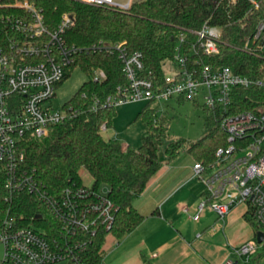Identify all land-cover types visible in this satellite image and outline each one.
<instances>
[{"label": "built area", "instance_id": "2783aa9c", "mask_svg": "<svg viewBox=\"0 0 264 264\" xmlns=\"http://www.w3.org/2000/svg\"><path fill=\"white\" fill-rule=\"evenodd\" d=\"M92 7L126 10L135 0H70ZM236 5L240 0H227ZM254 7L257 5L252 1ZM0 23L7 31L0 44V169L5 176L4 188L9 193H27L41 201L58 225L55 236L40 229L19 227L14 219H5L0 231V264H67L79 263L99 230L108 232L117 207L106 192H92L88 186L71 185L59 193H49L33 175L22 168V142L46 136L51 128L63 125L76 116V111L64 105L55 110L50 100L55 88L81 54L115 55L122 66L125 84L103 104L95 101L91 111L101 106L117 108L132 102H160L171 98L196 102L213 117L218 114L219 128L226 135L227 146L218 148L213 161L203 166L194 163L193 176L205 187L192 220L197 221L205 209L212 210L222 220L233 208L244 206L257 232L254 239L237 248L239 256L264 248V108L258 113L229 114L235 88H264V81L237 75L228 67L202 65L192 56L209 57L218 53L220 30L204 24L194 31L195 44L183 52V38L175 47L173 72L166 73L158 86L142 74L140 53H128L124 43H93L76 47L66 42L72 16L61 14L57 25H46L42 7L34 0H0ZM264 50V19L256 27L251 45ZM164 66V65H163ZM164 69V68H163ZM104 78L95 71L93 81ZM105 133V124L100 126ZM188 213V208H182ZM261 232L263 241H256ZM230 264V263H228Z\"/></svg>", "mask_w": 264, "mask_h": 264}, {"label": "trees", "instance_id": "16d2710c", "mask_svg": "<svg viewBox=\"0 0 264 264\" xmlns=\"http://www.w3.org/2000/svg\"><path fill=\"white\" fill-rule=\"evenodd\" d=\"M34 1L42 7L50 29L57 25L61 14L72 16L73 23L65 35L69 45L83 48L99 42H120L128 53H140L142 74L158 86L164 77L163 65L173 60L179 38H183V52L188 53L196 41L193 32L204 24L220 30L218 53L209 57L198 54L191 61L197 60L200 66L228 67L237 75L264 81V50L251 45L256 27L264 19V0H240L236 5H229L227 0H135L126 10L92 7L70 0ZM6 31V26L0 23V44L4 47L2 35ZM72 67H79L87 77L65 103L76 111V116L63 125L53 126L46 136L23 141L22 168L49 193H59L73 184L85 187L81 172L91 179L90 191L107 187L106 197L117 207L111 229L99 230L76 263L102 264L101 249L106 236L121 239L144 219L133 207V200L163 164L176 160L184 150L194 163L207 166L215 151L226 147L227 141L216 114L212 123L210 118L206 120L203 137L195 142H169L163 149L164 159L160 160L158 153L168 133L149 105L137 114L146 126V134L137 148L105 139L100 126L110 127L116 109L101 105L106 97L115 95L118 86L125 84L121 63L115 55L90 53L76 56ZM95 71L103 72L101 81H93ZM95 101L101 105L92 112ZM262 108L264 88L233 89L229 114L258 113ZM204 111L209 113L207 109ZM4 179L0 169V231L5 219H14L19 227L37 228L55 236L58 225L45 205L27 193H9L4 188ZM245 219L257 232L253 221L247 215Z\"/></svg>", "mask_w": 264, "mask_h": 264}, {"label": "crops", "instance_id": "0c3cea01", "mask_svg": "<svg viewBox=\"0 0 264 264\" xmlns=\"http://www.w3.org/2000/svg\"><path fill=\"white\" fill-rule=\"evenodd\" d=\"M142 126L140 130L146 134V126ZM122 135L115 119L103 133L105 139L119 142ZM136 141L121 144L137 148ZM193 164L188 154L163 164L133 200V207L144 219L121 239L106 236L102 264H264L263 247L248 257L236 253L238 247L254 239L244 206L233 208L222 220L210 209L192 220L205 191L193 176ZM183 207L188 208L187 214Z\"/></svg>", "mask_w": 264, "mask_h": 264}, {"label": "rangeland", "instance_id": "374dc122", "mask_svg": "<svg viewBox=\"0 0 264 264\" xmlns=\"http://www.w3.org/2000/svg\"><path fill=\"white\" fill-rule=\"evenodd\" d=\"M114 1L125 2L126 0ZM258 47L259 44H256L255 48L257 49ZM163 68L166 73L173 72V64L170 62H166ZM67 74L68 76L55 88V96L50 100V104L55 110H61L87 79L79 67L70 68ZM146 105L147 102L142 101L124 104L116 108L115 126L119 133L123 134L122 142H132L136 138L138 146L140 145L142 137L145 136V133L143 134L140 129L143 128L142 125L145 127V123L143 119L137 118V114ZM149 107L155 111L156 118L164 122L167 128L168 137L164 140L158 153L160 160L164 159L163 149L169 142L176 140L195 142L206 133V120L210 118V122H213L212 114L210 112L207 114L204 111L200 99L197 100V103H194L187 99L174 97L168 101L151 103ZM185 154V151L181 150L179 157ZM81 175L84 185L90 187L91 179L89 176L84 172H81ZM106 191L107 187L105 186L99 188V192L105 193Z\"/></svg>", "mask_w": 264, "mask_h": 264}, {"label": "water", "instance_id": "95a60500", "mask_svg": "<svg viewBox=\"0 0 264 264\" xmlns=\"http://www.w3.org/2000/svg\"><path fill=\"white\" fill-rule=\"evenodd\" d=\"M36 218H38V217H36ZM256 241H257L258 243H261V242L263 241V235H262L261 232H258V233L256 234Z\"/></svg>", "mask_w": 264, "mask_h": 264}]
</instances>
